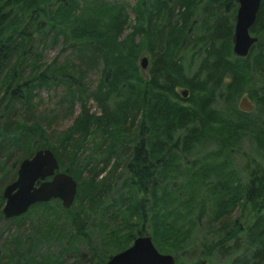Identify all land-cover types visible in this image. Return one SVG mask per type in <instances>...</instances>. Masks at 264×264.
<instances>
[{"label": "trees", "instance_id": "16d2710c", "mask_svg": "<svg viewBox=\"0 0 264 264\" xmlns=\"http://www.w3.org/2000/svg\"><path fill=\"white\" fill-rule=\"evenodd\" d=\"M201 1L204 19L197 29L202 34L191 39V18ZM216 1L135 0L133 11L138 23L123 36L128 26L127 11L113 0H0V217L5 218L1 212L3 187L15 179L19 162L40 148L48 147L59 169L67 171L77 184L68 208L51 199L31 205L20 216L5 218L16 229L26 220L31 227L21 236L6 240L0 248V264H60L61 256L35 252L42 243L55 238L54 234L66 242L65 253L69 249L77 255L74 244L68 245L89 235L95 213L106 225L112 224L103 244L114 250L107 248L102 256L103 252L93 253L91 258L98 257V261L89 264H103L142 234H148L161 252L195 249L192 246L200 243L201 253L210 261L220 254L225 264H264V215L256 216L243 229L230 217L231 210L244 201L264 202V172L250 169L242 186L231 169L230 157L239 148L236 129L245 128L254 132L264 156V122L260 120L264 84L259 90L249 88L252 78L247 58L255 43L244 57L233 56L231 51L237 0H221L215 8ZM227 9L228 14H224ZM249 31L264 34V0ZM49 35L52 42L63 38V43L74 49L77 63H60L56 57L50 62L42 60L44 46L39 40ZM135 36L140 37L137 42ZM198 42L205 55L197 71L188 77L179 53ZM142 50L150 56L146 78L139 75L136 63ZM99 64L108 88L100 86L88 93L83 77ZM53 84L64 86L68 108L76 102L81 105L72 125L56 132V140L61 136L57 146L46 144L44 119L34 114L39 91ZM181 88L187 91L185 97L179 93ZM221 88L227 112L230 101L242 89L244 95L256 99L247 113L250 117H239L243 121L240 127L212 107ZM113 93L122 98L110 105ZM89 97L99 107V115L85 109ZM95 134L99 141L88 146ZM207 138L217 141L216 149L209 153L212 161L200 166L193 161L187 166V188L193 190L181 199V188L175 183L180 156ZM89 149V156L83 155ZM120 164L123 166L118 173ZM118 180L120 186L115 190ZM198 187L213 204L208 231L216 236L209 241L201 237L194 243L189 240L191 227L185 229V221ZM205 208H200L202 214ZM33 217L40 218L35 227ZM61 220L69 222L64 236L56 228ZM197 259L190 264H200Z\"/></svg>", "mask_w": 264, "mask_h": 264}, {"label": "rangeland", "instance_id": "374dc122", "mask_svg": "<svg viewBox=\"0 0 264 264\" xmlns=\"http://www.w3.org/2000/svg\"><path fill=\"white\" fill-rule=\"evenodd\" d=\"M116 3L122 4L127 11L128 15V26L126 30L123 33V36L128 35L131 32V26L134 24H137L136 22V16L135 12L133 11V7L135 4V0H113ZM221 0H217L214 4L216 7H218ZM203 2L201 1L196 10H194V13L192 15V33L193 37L200 36L202 33L199 34V30L197 29L200 23L202 22L203 18V11L202 9ZM232 7V3L229 5V9ZM224 7H221V12ZM223 11V13L228 14V10ZM176 13V8L174 10ZM230 21V20H229ZM235 22V21H234ZM233 22V24H234ZM195 27H196V33H195ZM250 32V31H249ZM252 36H255L257 38L255 42V46L253 50L250 52L247 61L250 64L251 69V78L252 81L249 84V88H253L255 90H259L263 84H264V34L260 33L259 35L254 34L250 32ZM204 37V36H203ZM140 37L135 36L134 41H138ZM40 39V38H38ZM41 41V44L44 46V51L42 53V60L45 62H50L55 57L57 58V61L62 63L65 61H68L70 63H77L76 57H75V51L70 45H66L63 42V38L59 37L57 42L51 41V36L49 35L47 38L39 40ZM190 43V42H188ZM233 43V42H232ZM231 43V46H232ZM200 42H198L195 45H189L186 49H182L179 53L181 59H182V65L184 69V73L186 76L193 75L199 66L200 60L204 57L205 52L204 49L199 48ZM232 51V48H231ZM196 53V56L193 54ZM233 53V52H232ZM147 57L148 63L150 60V56L146 50H142L140 53H138V57L136 59V63L139 66V75L142 76V78L147 77V69L142 68L141 58ZM198 56V57H197ZM233 56H236L233 53ZM197 57V58H196ZM148 65V64H147ZM83 67V66H82ZM147 67V66H146ZM101 64L97 65L96 67L89 69L87 71V74L83 77V82L87 85L88 93H91L92 91H95L96 89H99L101 86L102 89L106 90L108 88V84L104 80V78L101 77ZM228 79V76H227ZM183 88L179 89V93ZM64 86L62 84L60 85H51L49 88H42L39 91V95L35 98V101H37L36 104V110L34 111V114L38 117L41 116L44 119V125L46 128V144H51L53 146H57L60 143L61 136L56 140V134L58 132H64L66 131L73 123V120L75 117H77L79 113V109L81 108V105L79 102H76L72 109L68 108V101L67 98L64 96ZM222 88L219 90V92L216 93V96L214 97L212 107L214 110L222 111L223 114L228 117L227 120L229 121H236L235 123L237 127H240L241 120L239 117L242 116V114H245L247 119L250 117L249 114L253 107L256 105V99L249 98L245 94V89H242L239 95L233 99V101H230L229 111L227 112L226 108L228 105L224 102L223 96H222ZM182 94V93H181ZM122 98V96H117L116 93H113L110 96V105L114 103L119 98ZM169 99L174 102L177 105H181L183 107H187V104H182L179 100H174L169 97ZM85 109L88 110L90 114L99 115L100 109L97 106L95 100L92 97H89L86 99L85 103ZM235 110L239 111L240 113H237ZM18 113H23L22 110H19ZM142 113L139 112L137 117L138 119L141 118ZM260 120L264 122V113H260ZM234 124V125H235ZM259 124V123H258ZM230 125H227L225 128H228ZM57 132V133H56ZM235 132H239L238 139H239V148L231 153V169L234 170L241 182L242 186H245L247 183V177L248 172L250 169H256L260 172H264V156L257 147V144L254 140L253 133L250 129H236ZM97 134H99L97 132ZM95 134L96 136L92 137V135L89 137L92 141L89 142L88 146H93L95 142L99 141V136ZM217 147V141L214 138H207L205 141L199 143L196 145L189 154H182L180 156V160L178 161V175L175 179V183L178 187L181 188V199H185L187 195L189 194L190 189L187 188L188 183L187 182V175H185V171L187 166H191L192 162L195 161L196 163L200 165L204 164L205 162L208 163L212 161V159L209 157V153L213 150H215ZM48 148V147H44ZM89 152H91V149L86 150L83 155L89 156ZM101 157V156H100ZM99 157V158H100ZM214 161V160H213ZM194 163V162H193ZM102 166V163L99 164V167ZM120 167L117 168L116 172H121V167L123 164L119 165ZM67 172L65 170H61ZM68 173V172H67ZM209 177V176H208ZM213 178V177H212ZM208 181V180H207ZM184 183L183 185L181 184ZM183 187H182V186ZM191 185V184H189ZM120 186V182L115 184V190H117ZM192 187V186H191ZM199 189V190H198ZM193 190V189H192ZM193 195H196V201L191 206L190 212H188V215L186 217V225L185 229H188V227H191V233L190 238L192 242L195 243V241H200L201 237H207L208 241L215 238L216 235L214 233L208 231V221L210 220L209 213L211 215V210L213 208V204L211 201L207 200L205 198V191L203 188L200 189V187L196 188V192H194ZM141 194L139 195V197ZM211 200V198L209 197ZM261 200L256 201H244L242 202V205L239 207H234L231 210L230 217L232 219H237L238 224L243 228H245L256 216L262 214L264 215V202H260ZM204 205L206 208L202 211L200 208ZM199 213V216H197ZM100 215L98 213H95L92 215L91 219V228H88L89 235L80 240H73V242H70L68 246L71 247L72 244H74V247L78 249V254L75 255L71 250L63 251L66 247H64L66 242L61 241V239H58L59 236L53 235L55 238H51L45 242L42 243L35 252L37 253H48V255L51 256H61L60 258V264H89V263H95L98 261V257L91 258V255L95 252H103L102 254H106L108 251H105L107 248L111 250H114L113 248L109 247L106 244H103V238L107 234V230L110 229L111 223L106 225V222L104 220L99 219ZM33 224L32 227H35V225L39 224L40 218L36 217L32 219ZM24 226H20L19 229H16V225L13 223H10L7 221V219L0 217V248L6 243V240L10 237L21 236L24 232L30 231V223L29 221L24 222ZM69 222L68 220H61L56 224V228L62 235L67 232L69 229L68 226ZM148 235V234H147ZM199 239V240H198ZM191 244V245H194ZM155 245V244H154ZM69 247V248H70ZM195 249L192 248H185L182 249L176 253L171 251H162V253H170L175 258V263L178 264H190L196 259L197 256V262L200 264H225V257L218 254L216 257H214L211 261L208 258V256L203 255L201 253V244L196 243L195 246H192ZM161 252V251H160ZM61 253V254H60ZM65 253V254H64ZM64 255V256H63ZM199 256V257H198ZM81 257V259H80Z\"/></svg>", "mask_w": 264, "mask_h": 264}, {"label": "water", "instance_id": "95a60500", "mask_svg": "<svg viewBox=\"0 0 264 264\" xmlns=\"http://www.w3.org/2000/svg\"><path fill=\"white\" fill-rule=\"evenodd\" d=\"M261 0H237L233 28L232 52L240 57L248 54L257 38L249 32L256 21ZM147 57L141 58L146 68ZM182 96L187 91H181ZM76 181L67 172L59 170L56 156L49 148H40L30 157L22 159L16 177L2 189L4 203L1 212L5 218L24 214L31 205L58 199L64 208L72 205L76 194ZM103 264H175L170 253L160 252L147 234L137 235L126 248L113 253Z\"/></svg>", "mask_w": 264, "mask_h": 264}]
</instances>
